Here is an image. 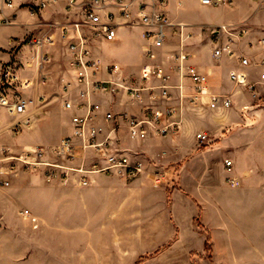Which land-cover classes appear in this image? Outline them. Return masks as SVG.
I'll return each mask as SVG.
<instances>
[{
    "label": "crops",
    "instance_id": "crops-1",
    "mask_svg": "<svg viewBox=\"0 0 264 264\" xmlns=\"http://www.w3.org/2000/svg\"><path fill=\"white\" fill-rule=\"evenodd\" d=\"M87 1L89 0H75L70 4L68 0H56L44 8H38L35 0H13L12 6H7L4 0H0V73L7 62L16 63L20 76L33 81L32 85L22 89V93L35 99V117L40 112L43 115L41 118L37 117L31 125L15 130L8 126L17 116L10 113L8 108L0 107V157L2 144L51 143L72 131L70 116L74 110L64 107L62 95L66 84H69L70 91L74 94L75 70L71 65V51L68 40L62 35L61 24L82 19L83 7ZM127 1L131 16H125L119 5H110L102 10V17H106L109 10L113 11L118 35L114 40L94 38L91 49L92 54L101 59L103 66L117 62L126 74L132 76L135 74H130L134 72L130 70L129 65H140L138 76L141 66L151 59L145 52L148 41L144 35V26L133 22L137 19L139 6L146 3L147 8L151 9L153 0ZM244 2L233 0L232 3L209 5L202 0H166L163 6L173 22L187 23L188 28L194 31L193 36L187 39L188 49L192 53L191 62L207 74V93L197 92L191 78L175 73L172 78V96L167 100H155L146 92L138 98H132L126 93L95 95V99L102 105L97 121L106 126L108 122L103 113L107 109L127 110L141 115L145 106L151 102L160 105L170 103L175 106L176 116L180 119V129L167 136H149L142 142L146 154L142 157L147 162L145 171L136 176L94 172L91 174L90 183L86 185L78 184L73 177L66 183L58 176H55L57 179H48L45 174L35 170L19 169L17 172L0 173V180H10L9 185L0 184V206L2 193L15 191L18 187L21 189L25 185L19 181L36 176L43 179L48 188L50 185H60L72 193V201L80 206L81 212L76 216L68 215L67 220L88 225L89 228L101 229L106 224L115 225L117 222H131L136 219L141 225H136L135 230L130 228L127 232L122 231L120 238L143 239V244L151 251L162 246L158 254L160 256L180 255L166 261L145 264H193L187 261L186 256L191 255L192 249L204 248L205 235L194 223V218L199 213L204 222L210 224L211 243L214 247L228 249L227 253H232L230 239L233 236L234 218H241L242 221L244 217L248 221L264 223V89L259 84L254 92L234 83L230 77V70L236 68L245 69L251 79H258L259 68H243L238 54L243 53L250 57L264 56V41H261V38H264V1H252L249 7L245 6ZM193 8L205 13V17H199ZM224 12L227 13L226 17H222ZM221 23L234 24L246 30L234 42L236 54H225L217 60L213 55V48L217 40L223 42L228 35L221 33L218 39L211 33L210 28ZM30 35H52L54 41L36 49L25 41ZM179 41V35L170 29L164 48L176 47ZM110 44L118 45L122 50L105 51L103 46ZM45 54L47 58H42L41 69L48 79L40 82L38 62L40 55ZM99 75L108 77L109 73L103 68ZM212 94L228 95L233 103L230 106H212ZM39 95L45 97L41 107L38 106ZM32 125L41 126L40 135L44 139L32 141L27 138ZM200 131H206L208 134V139L204 141L208 142L205 148L195 145L196 133ZM117 132L119 134V129ZM51 136L52 139H49ZM160 139L170 141L171 145L162 148L159 156L153 145ZM226 158L232 159L231 169L225 164ZM151 161L160 162V168H154L155 165ZM3 163L6 162L0 161V165ZM154 169L165 170L167 175L175 169L176 178L174 180L167 176L165 182L155 185L150 175ZM229 177H235L238 183L232 184ZM40 189V186L34 184V191ZM30 211L36 216V220L30 215L25 217H31L29 219L33 223L39 221V215L33 210ZM1 215L0 213V217ZM115 228L119 234L122 228L120 225ZM192 231L198 233L200 244L196 248L182 247L186 233ZM123 242L126 246L131 245L126 252L113 250L109 253L96 247L98 260L103 255H109L107 261L102 259L97 264H123L122 259L135 256L132 246L136 248L137 241ZM32 247V264H41L39 242H33ZM21 253L24 254V250ZM0 255V260L4 261V253L1 252ZM157 256L154 257L158 259Z\"/></svg>",
    "mask_w": 264,
    "mask_h": 264
},
{
    "label": "built area",
    "instance_id": "built-area-1",
    "mask_svg": "<svg viewBox=\"0 0 264 264\" xmlns=\"http://www.w3.org/2000/svg\"><path fill=\"white\" fill-rule=\"evenodd\" d=\"M4 1L7 6L13 5V0ZM35 1L38 8H44L56 0ZM68 1L72 4L75 0ZM202 2L218 5L232 3L233 0H202ZM165 4L166 0H153L151 9H148L144 3L137 11V19L133 23L144 26V35L148 41L145 52L151 59L141 66L138 76L126 74L117 62L103 66L101 59L94 56L91 49V42L94 38L104 37L108 40L117 38L113 11L109 10L107 16L102 17V10L110 5H119L125 16H131L132 12L127 0H89L83 7L84 17L82 19L61 24L62 35L68 40L71 51V65L75 70L76 90L74 94L71 93L69 84H66L62 95L64 107L74 110L70 116L72 132L65 134L57 145L38 144L24 148L18 153L2 146L0 161L6 163L0 165V173L17 172L20 168L42 169L48 179L58 176L66 182L73 177L78 184L86 185L90 183L91 174L94 172L136 176L146 170L145 158L133 154L118 144L115 145L113 131L116 130L118 123L124 121L128 123L132 137H146L150 129L165 134L173 132L180 126L175 106L170 103L160 105L157 102H151L145 106L143 116L127 110L117 113L112 109H107L103 117L112 123V127L107 131V127L95 121L102 107L101 102L95 99V95L126 93L132 98H138L146 92L155 100H167L172 96V78L175 73L181 77L191 78L197 92L201 94L208 92L207 74L191 62L192 53L188 49L187 39L193 36L194 31L188 28L187 23L173 22L163 8ZM4 19L10 21L7 18ZM170 29L179 35L180 41L176 47L165 49ZM245 30L244 27L225 23L211 27V33L215 34L218 39L221 33L228 35L223 42L217 40L213 48L214 57L219 59L225 54L235 55L234 42L236 38L242 36ZM25 41L38 49L45 43L53 42L54 38L52 35H30ZM261 41H264V38H261ZM238 57L243 68L248 66L259 68V78L251 79L249 72L245 69L232 70L230 77L254 92L257 90V85L264 87V56L250 57L241 53ZM42 58H47V55H40L38 62L40 82L48 79L47 74L41 69ZM103 68L109 73L108 77L99 75ZM32 83L30 78L20 76L18 65L14 62H7L0 73V107L8 108L10 113L17 116L8 126L12 129L18 130L23 126L31 125L36 118L34 115L35 99L22 93V89ZM38 100L40 101L38 106H43L45 97L39 95ZM232 103L233 100L228 95H211L210 104L212 106L219 104L230 106ZM207 135L206 131L198 132L199 141H206ZM225 164L228 169H231L232 159L226 158ZM165 174V170L152 171L150 175L153 184H161ZM228 179L232 184L238 183L235 177ZM0 184L9 185L10 180L1 179ZM23 213L36 220V216L32 215L29 208H25Z\"/></svg>",
    "mask_w": 264,
    "mask_h": 264
},
{
    "label": "rangeland",
    "instance_id": "rangeland-1",
    "mask_svg": "<svg viewBox=\"0 0 264 264\" xmlns=\"http://www.w3.org/2000/svg\"><path fill=\"white\" fill-rule=\"evenodd\" d=\"M244 1V5L249 7L252 1L263 3L264 0ZM194 11H196L195 13H197L199 17H205L206 15L200 10L198 11L194 9ZM225 13L226 12L223 13L222 17L227 16V13ZM103 48L105 51L109 52H119L122 50L121 47H118V45L115 46L112 44L104 45ZM129 67L130 70L134 72L130 74H135V76H137V71L140 65H129ZM232 70L239 69H231L230 72ZM258 73L260 75V70ZM232 81L238 85L244 86L243 84L235 82L233 79ZM114 111L117 113L120 112L117 110ZM144 112L139 116H143ZM41 113L42 112H40L37 117L41 118V116H43ZM45 113L46 112H44V114ZM95 121L98 122L97 119ZM55 125L57 127V124ZM104 126L107 127L106 129L108 131L110 127H112V123L108 122V125ZM118 129L119 134L117 132ZM179 129L180 126L177 127L173 132L167 134L158 133L155 130L150 129L149 134L146 137H132L129 132L128 123L121 121L120 123H118L116 130L113 131L112 136L114 138L113 141L115 145L118 144L120 145V147H124L133 154L142 157L146 155L144 154L145 148L144 144L142 143L145 139L152 135L167 136L168 134L177 132ZM40 132L41 126L37 127L36 125H32L27 133V138L32 141H39V139H44L43 136L40 135ZM63 136L58 137V139L52 141L51 143L45 142L32 145H21L20 143H15L14 145L2 144V146H6L12 152L18 153L24 148H29L38 144L45 146L57 145L59 144ZM195 137V145L198 148H205V146L208 145V142L199 141V139L197 138L198 133H196ZM49 139H52V136ZM170 145V141L168 142L164 139H160L156 140L153 148H155V150H157V152L159 153L162 148ZM158 155L160 156V153ZM151 162L152 164L154 163V168H160V162ZM35 171H40L41 173L45 174L42 169ZM175 174V169H172L171 172L168 173V175L167 173L165 174L163 182L166 181L165 179L167 176L175 180ZM35 177L25 178L19 181V183L25 185V187L21 189H18V187L15 191L8 190V192H6L5 194H1L3 199L1 200L2 206H0V213L2 214V217H0V253H4V261L0 260V262H4L3 264H32L33 242H39L40 244L41 264H97V262H99V260L102 261V259H105L107 261V256L109 255H103L98 260L99 257L95 253V249H98L96 247H99L100 250L109 253H111L113 250L115 252L117 250L126 252L128 251L127 249L131 248V245L126 246L122 244L123 240L130 243L137 241V247L135 248L134 246H132L135 256H129L125 259H122L121 263L123 264H145L146 262L148 263L155 261L161 262L180 256L177 254L160 256L158 254L162 250V246L151 251L148 250V246L146 247V245L143 244V239L140 240V238H138L134 240L120 238L119 235L122 231L127 232L130 228L135 230L136 225L137 227L138 225H141L137 223L136 219L132 220L131 222H117V224L115 225L112 223L106 224L101 229H95L91 227L89 228L88 225L84 226L82 225V223L67 220L69 219L67 217L68 215L69 217L71 215L76 216L77 214L80 215L81 212L80 206L74 203L75 201H72V198H74V196L70 195L72 193L66 191L64 187L60 185H50L51 187L48 188V185L44 183L45 181L43 179ZM56 177L54 179H57ZM47 181L53 182L55 180ZM66 182L63 181V183ZM34 184L40 186L41 189L38 191H34ZM168 189L169 199H171L170 188L168 187ZM67 195L69 196L66 198ZM234 196H236V194ZM5 201L7 202L5 203ZM27 207L39 215V221L37 220L36 223H33V221L29 219L31 217H25L29 216L23 213L24 209ZM237 219L238 218H234L233 221V236L230 239L233 249H231L232 253L229 254L227 253L228 249L225 250L224 248H216V246L214 247V245L211 243L212 233L210 224L204 222V220L202 219V215L199 213L194 218V223L197 227L201 228V232L205 235L204 248L202 250L192 249L191 255L186 256L187 261H190L193 264H264V223L251 220L248 221L247 219H244V217L242 221L240 220L241 218H239V220ZM253 219L256 220L255 218ZM119 225L122 229L121 231H119V234H117L115 227ZM119 241H121V243ZM171 242L172 241L170 240L169 243ZM184 242L185 243H183L184 245L182 247L190 248L194 246L196 248L197 245L200 244L198 233L193 231L186 233ZM221 242L223 243V239L221 240ZM23 250L24 254L21 253V251ZM154 256H157L158 259ZM14 261H17V263H15Z\"/></svg>",
    "mask_w": 264,
    "mask_h": 264
}]
</instances>
